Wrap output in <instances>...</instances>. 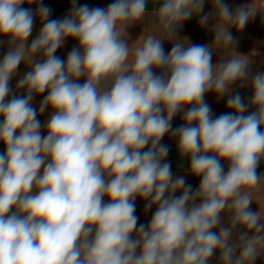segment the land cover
Listing matches in <instances>:
<instances>
[{"label": "clouds", "instance_id": "9594fccd", "mask_svg": "<svg viewBox=\"0 0 264 264\" xmlns=\"http://www.w3.org/2000/svg\"><path fill=\"white\" fill-rule=\"evenodd\" d=\"M204 3L73 0L67 16L50 19L42 0H0L8 45L0 60V264H210L216 252L218 264H255L264 256V73L250 75L253 61L235 51L229 31L264 13V0L235 11L213 0V12L200 15ZM193 15L205 27L214 20L212 44L177 37ZM136 23L142 33L129 43ZM69 38L78 46L64 60L55 53ZM217 49L225 54L214 64ZM22 62L30 70L16 84L21 96L10 81ZM237 82L252 96L229 95V111L214 118L206 94L223 97ZM45 92L46 135L32 106ZM179 113L184 124L173 129ZM169 132L200 178L195 191L165 162ZM138 197L145 212L155 207L147 225H138Z\"/></svg>", "mask_w": 264, "mask_h": 264}, {"label": "crops", "instance_id": "0c3cea01", "mask_svg": "<svg viewBox=\"0 0 264 264\" xmlns=\"http://www.w3.org/2000/svg\"><path fill=\"white\" fill-rule=\"evenodd\" d=\"M113 0H75V6L79 7L82 5H88L89 7H101L107 8V6L112 3ZM225 4L228 5L229 9L235 11L236 8L241 7L245 4L251 3V0H223ZM21 7H29V6H22ZM35 13L37 7L30 6ZM73 7V0H69L68 5L66 6H56V7H48L51 9L50 19H63L67 16ZM213 0H205L203 11L200 15L204 14H211L213 12ZM200 16L193 15L189 20L185 21L181 28L176 30V35L178 38H187L189 43L192 44H212L214 41L215 33L211 31L212 25L214 24V20L210 19L209 24L205 26H201L199 23ZM145 26H147V21L145 22ZM41 27V22L37 17L34 23V28L32 34L28 39V43L30 44L31 41L38 35L39 29ZM143 25L141 23H136L132 25L128 29V33L130 36L129 43L135 41L142 33ZM232 33L234 40L236 41L235 44V51L238 54L249 55L252 59L253 63L250 67V75H254L256 72L264 73V13H257L255 18L251 20L246 27L241 30L237 31L235 27L229 29ZM0 40H3L4 43L0 44V60L3 59V56L8 51L7 45V38L0 37ZM78 46V41L75 39H67L66 43L57 50L55 53L56 56L60 57L61 59L66 60L69 52ZM163 47L166 52H169L172 47V43L165 40ZM256 53L255 55H252ZM225 54V50L217 49L213 52L212 62L218 63L221 59V56ZM39 59V56L37 57ZM29 67L24 64L23 62L19 65L16 76L10 81V87L13 89V94L15 95H24L26 94L25 90L21 89L16 91V84L18 80L27 72L29 71ZM158 71V70H157ZM85 78H79V83H84ZM237 92L241 95L242 99L247 103V101L252 96V89L250 86L241 87L240 83L237 82L236 84L232 85V91L228 94H225L223 97L218 98L216 94L209 92L205 96V101L208 103L212 110L213 117H218L221 114L228 112L229 110L226 108V103L229 95H235ZM47 95V92L36 95L33 98L32 106L36 108L38 116L37 118L40 120L42 128V134L46 135V129H44L43 125L46 124L48 121L51 109H46L44 113H39V105L43 100L44 96ZM190 107V106H189ZM255 109L252 107L248 108L246 114L251 113ZM184 124L183 120V113L177 114L172 120V128L175 129L180 127ZM161 143L166 145L169 149V152L178 153L177 149V140L171 136V132L166 134ZM146 150V149H145ZM173 157V161L175 166L171 164V170L173 173V178L183 176L185 178L186 184H190L192 186L193 191H195L200 182V178L190 174L187 170L190 167V162L187 159L184 162V159L180 158L179 155L169 156V159ZM224 164L225 170H227V162L222 161ZM259 172L264 173V162L261 163L260 168L258 169ZM175 195H180V192H177ZM107 202V198H105ZM145 203L141 198H137L135 201L136 209L135 214L138 217V225L145 224L147 225L151 219L155 211V207L150 209L148 212L144 211ZM250 209L252 211L258 210V205L253 202L250 204ZM225 225L227 224V216L223 217ZM218 231V229H215ZM219 261V252H216L210 262V264H218ZM255 264H264V256L258 258L255 261Z\"/></svg>", "mask_w": 264, "mask_h": 264}, {"label": "rangeland", "instance_id": "374dc122", "mask_svg": "<svg viewBox=\"0 0 264 264\" xmlns=\"http://www.w3.org/2000/svg\"><path fill=\"white\" fill-rule=\"evenodd\" d=\"M69 0H42V3L46 7H56V6H66L68 5ZM22 6H29L28 4H23ZM32 7H37L36 4L31 5ZM5 151L3 143H0V153ZM181 158V156H180ZM185 158H182V160Z\"/></svg>", "mask_w": 264, "mask_h": 264}, {"label": "trees", "instance_id": "16d2710c", "mask_svg": "<svg viewBox=\"0 0 264 264\" xmlns=\"http://www.w3.org/2000/svg\"><path fill=\"white\" fill-rule=\"evenodd\" d=\"M151 7H152V5L149 4V9H151ZM174 155H179V156H180L179 152H178V153L169 152V153H168V156L165 158V162L170 163V165L173 164V163H174V161H173V157H172L171 159H169V156H174ZM186 160H187V158L184 159V162H185ZM173 166H175V164H173Z\"/></svg>", "mask_w": 264, "mask_h": 264}]
</instances>
